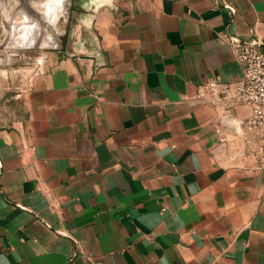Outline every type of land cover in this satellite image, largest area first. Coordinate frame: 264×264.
<instances>
[{
	"label": "crops",
	"instance_id": "1",
	"mask_svg": "<svg viewBox=\"0 0 264 264\" xmlns=\"http://www.w3.org/2000/svg\"><path fill=\"white\" fill-rule=\"evenodd\" d=\"M76 1L0 107V264H264L250 110L196 98L239 78L223 35L264 53V0Z\"/></svg>",
	"mask_w": 264,
	"mask_h": 264
},
{
	"label": "rangeland",
	"instance_id": "2",
	"mask_svg": "<svg viewBox=\"0 0 264 264\" xmlns=\"http://www.w3.org/2000/svg\"><path fill=\"white\" fill-rule=\"evenodd\" d=\"M21 1L22 0H0V77L3 76V78L0 79L1 108L15 107L18 103L17 95H20L25 89L28 75H30L32 71L38 69L45 56L57 52L55 48L59 47V44H61L64 38V32L69 31V27L75 22L70 14L71 8L77 9L79 5L76 0H67L63 6L62 16H58L60 19L58 21L56 20L57 23L54 28H49L46 32V18H44L45 16L42 12L38 13L36 10L38 7L40 8L38 2L42 4L45 0L30 1L32 9L36 7V9H34L35 11L33 10L34 12H31L30 9L28 10L25 7L23 12L21 10V8H23ZM25 16L27 17L26 19L29 18L28 21H25ZM31 21L33 22L32 24H37L41 27V31L45 33V36L51 38V42L44 45L43 34L36 39L32 46L25 47L18 45L19 43L17 44L16 39L20 37L17 30L18 26L16 25L23 23V25L28 27L27 25H32ZM6 71H14L13 74L17 75L16 78L5 80L4 76ZM3 117L6 118L7 115L3 113Z\"/></svg>",
	"mask_w": 264,
	"mask_h": 264
},
{
	"label": "built area",
	"instance_id": "3",
	"mask_svg": "<svg viewBox=\"0 0 264 264\" xmlns=\"http://www.w3.org/2000/svg\"><path fill=\"white\" fill-rule=\"evenodd\" d=\"M216 4L220 5L218 0ZM221 7L231 15L235 14L231 6L221 4ZM223 38L232 49L239 67V78L226 82L215 78L202 80L197 84L196 98L212 97L226 110L236 105L249 108L250 114L241 126L248 135V143L255 142L253 171L264 172V53L252 31L243 38L224 35ZM215 134L217 143L223 144L225 139L221 130L216 129Z\"/></svg>",
	"mask_w": 264,
	"mask_h": 264
},
{
	"label": "bare ground",
	"instance_id": "4",
	"mask_svg": "<svg viewBox=\"0 0 264 264\" xmlns=\"http://www.w3.org/2000/svg\"><path fill=\"white\" fill-rule=\"evenodd\" d=\"M66 1L67 0H45L42 4H40L38 2L39 6H40V8L38 7L39 10L36 9L35 6H37V5L34 4L35 8L34 7L33 8L36 9L38 11V13L42 12L44 14V16H45L44 18H46L45 19V23H46V30L45 31L46 32H47V29L53 28V24L56 22L58 16H62V14H63V6H64ZM34 9H31V10H34ZM21 10L23 11L24 7L21 8ZM22 11H21V13H22ZM26 16L29 17L28 15H26ZM26 16H25V21H28L29 18L26 19L27 18ZM17 19H20V18H17ZM32 23L33 22L31 21V24ZM25 24H27V23H25ZM16 26H18L17 30H18V34H19V37H20L17 41H18V43L20 45L21 44H23V45L27 44V46H32L34 44L36 38H39V37H41L43 35V32L41 31L42 30L41 27L39 25H37V24H32L30 26L27 25L28 27H26V25H23V23H20L19 25H16ZM22 26H24V27H22ZM17 30H16V32H17ZM39 31L42 32V33L38 34ZM43 38H44V44H48V42H51V38L49 36H45V33H44Z\"/></svg>",
	"mask_w": 264,
	"mask_h": 264
},
{
	"label": "flooded vegetation",
	"instance_id": "5",
	"mask_svg": "<svg viewBox=\"0 0 264 264\" xmlns=\"http://www.w3.org/2000/svg\"><path fill=\"white\" fill-rule=\"evenodd\" d=\"M30 1H33V0H22L21 1L22 2V7H25L28 10L30 9L31 12H34L33 10H31L32 8H31V5H30ZM65 33L66 32H64V36H65Z\"/></svg>",
	"mask_w": 264,
	"mask_h": 264
},
{
	"label": "clouds",
	"instance_id": "6",
	"mask_svg": "<svg viewBox=\"0 0 264 264\" xmlns=\"http://www.w3.org/2000/svg\"><path fill=\"white\" fill-rule=\"evenodd\" d=\"M105 2L110 4L111 3V0H105Z\"/></svg>",
	"mask_w": 264,
	"mask_h": 264
}]
</instances>
